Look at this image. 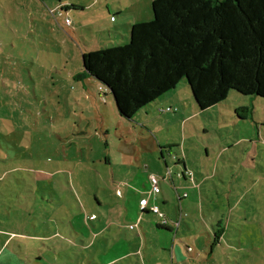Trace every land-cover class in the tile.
<instances>
[{"label":"rangeland","instance_id":"1","mask_svg":"<svg viewBox=\"0 0 264 264\" xmlns=\"http://www.w3.org/2000/svg\"><path fill=\"white\" fill-rule=\"evenodd\" d=\"M62 1L0 0V261L12 254L9 264H35L29 261L37 250L53 244L45 235L58 229L78 244L70 258L57 254L60 264H106L133 252L141 235L144 253L112 264H172L163 250L166 262L150 254L158 215L140 220L139 197L151 200V176L165 191L177 178L183 183L184 164L197 179L210 177L204 190L211 194L212 187L218 198L204 202L202 213L223 218L237 242L209 240L205 252L214 248L223 257L218 264H264V99L231 92L199 111L182 81L151 108L122 119L107 89L75 77L83 53L126 45L130 25L152 20V0ZM155 138L168 140L164 154L155 151ZM185 189L197 217L200 198ZM107 223L114 227L106 237L85 248L93 227Z\"/></svg>","mask_w":264,"mask_h":264},{"label":"trees","instance_id":"2","mask_svg":"<svg viewBox=\"0 0 264 264\" xmlns=\"http://www.w3.org/2000/svg\"><path fill=\"white\" fill-rule=\"evenodd\" d=\"M151 7L152 20L131 25L126 45L83 53V69L75 77L91 78L106 87L122 119L132 120L182 81L199 111L224 103L231 92L264 99V0H153ZM188 173L184 170L178 177L193 178ZM186 198L187 193H178L179 205ZM176 211L173 224L179 227L187 215L179 206ZM141 212L140 220L153 214L149 208H141ZM202 214L215 229L212 238L216 244L237 243L224 230L223 219L212 216L215 220L210 221V216ZM166 220L169 225L162 226L157 217V228L169 230L171 221ZM176 230L172 228V233ZM57 233L45 235L52 246L44 244L48 248L37 250L41 254L33 255L29 263L54 264L56 251L70 258L69 245L60 243L66 237ZM73 250L77 253L78 249ZM61 260L65 262L62 254ZM21 262L26 263L23 258Z\"/></svg>","mask_w":264,"mask_h":264},{"label":"crops","instance_id":"3","mask_svg":"<svg viewBox=\"0 0 264 264\" xmlns=\"http://www.w3.org/2000/svg\"><path fill=\"white\" fill-rule=\"evenodd\" d=\"M152 2H153V0L151 1V4H152ZM64 4H65V2H63L62 4L58 3V6L59 5L62 6ZM147 21H150V20H147ZM130 27H131V25H130ZM169 93L165 94L163 97H165ZM163 97H161L160 99H162ZM160 99H158L153 104H156L158 101H160ZM148 108H151V107H148ZM161 112H163L162 109H161ZM155 140H156L155 146H154L155 151L160 150L162 152V154H164L165 151L163 149H165L166 147H169L168 143H165V142H168V140H166L165 142L159 141L157 138H155ZM182 165H183L184 170L187 171V169H185V167H184V164H182ZM188 172L192 173V175H193L192 179H193L195 188L192 187V185H191L192 183L189 182L188 178H184V179L182 178L183 183H181L180 182L181 180L177 178L176 179V180H178L177 182H179L181 184H178L176 181H171V183L169 184L170 191L169 190L165 191L164 188H162V186L159 187L160 192L158 194H153L151 192V190H147L150 193V197H151V200L147 201L148 205L150 207L151 206H158L160 208V210L162 211V213L166 216V218L169 221H171L169 230H162V229L157 228V222L158 221L156 218V221H155L156 230H155V232H153V235H152L153 237L154 236L156 237V243L154 245V250L152 251V249H150V254L156 255L161 259V261L166 262V258H167L166 254H164L161 251V250H163L165 253H167L170 256L172 264H175V263L176 264H187L189 262L188 260L190 258H192V261H193V262H190L191 264H196L199 259H200V262L198 264H207V261H208V263H212V264L221 263L223 261V257L219 255V257L216 258L214 256V251H213L214 248L209 253L205 252V250L207 249V245H208L207 243H209V240H210V246L215 243L214 238H212L213 237V231L215 229H213L211 223L203 217L202 209H203L204 204L202 202H200L199 206H200L201 210L198 211L200 213H197V217H199V218H197L194 216V214L192 215V212L190 209L192 203H187V201L189 200V195H188V198L184 199L182 201L181 205H179V203H177L175 201L176 199L174 198V195L172 194V191L179 193V194H183L186 191L185 188H189V186H191V189L193 190L194 193H196L197 196H201V198H205L207 201L213 200L214 198H218L214 194L215 191L213 190L212 187H210V190L212 191L211 194L206 193L204 190V188H206V187H204V185L207 182H209V178H210L209 176H205V175L199 173L200 178L197 179V176H195V174L193 172H191V171H188ZM139 198H141V200L147 199L146 194H144V193H141ZM161 203L163 206L161 205ZM210 204L212 205V207H213V205H215V203H213V202ZM178 206L181 207L182 213L186 214L187 216L184 217V220L182 221L181 225L177 228V230L175 229L176 231L174 234V233H172V228H174V227H172L171 224L176 220V216H177L176 207H178ZM228 206H230V204ZM213 213L214 212H211L210 221L212 219L217 220V218H215V217H214L215 219L212 218ZM75 217L77 218L78 215H75ZM91 218H90V221H95V218L93 220H91ZM197 219H199V220H197ZM221 219H223V218H221ZM76 222L78 223V218L76 219ZM213 222H215V221H213ZM77 223L71 224V229H72L71 231H75V234H78L77 233L78 232L77 231V229H78ZM112 227H114V226H112L111 223H107L106 225L102 226V229H99V227H93L94 233L92 236V240L90 241V243H88L85 246V248H87V249L92 248L95 245V242L98 239L99 235L101 237H106L105 234L109 230H111ZM224 230H229V226L226 225V229L224 228ZM54 231H56V230L54 229ZM96 231H97V233H96ZM218 231H221V229ZM57 232H59L58 229H57ZM148 233L149 232L146 231V229L145 230L143 229V231H142L143 235L147 236ZM180 233H181V235L179 237ZM57 234H60V232ZM61 236H62V234H61ZM71 236H73V234ZM178 237H179V239H178ZM47 238H44V240L47 242H50V239L49 238L47 239ZM60 239H61L60 243L64 242V243L69 245L70 249L68 250V253H70L73 250V248L77 249V247H78L77 239H75V241H73L72 237L71 238L67 237L64 239L60 238ZM44 240H43V242H45ZM145 241L146 240H144V238H142V235H141L139 241H137V244H136V246H138V247L135 246V249L133 252L127 253L126 255H123L117 259H123L124 260L127 257H130L131 255H134L138 258L140 254L144 253V249H145L144 246L146 243ZM216 245H219V244H216ZM58 246H59V244L57 245V247ZM107 246H110V241H108ZM188 248H191V251L188 252ZM148 249L149 248H147V251H148ZM56 252H55L56 255L54 256L55 258L57 257ZM202 252L205 255V257L198 256V254L201 255ZM194 254H196L195 255L196 259L193 258ZM13 257H14V255H12V254L3 257L2 260L0 261V264L14 263L15 260L11 259ZM249 257H253V259H255V256H246V258H249ZM224 258L226 260H228V262H231V260L228 257H224ZM117 259L111 260V261L107 262L106 264H112ZM253 259H251V260H253ZM56 260L57 261H56V263L54 262V264H58V259L56 258ZM251 260H249V261L251 262ZM70 262H73L72 259H70ZM74 262L76 263V260H74ZM136 264H138V263H136ZM139 264H141V262Z\"/></svg>","mask_w":264,"mask_h":264},{"label":"built area","instance_id":"4","mask_svg":"<svg viewBox=\"0 0 264 264\" xmlns=\"http://www.w3.org/2000/svg\"><path fill=\"white\" fill-rule=\"evenodd\" d=\"M168 110H170V109H168ZM188 175H189V176H192V174H191L190 172L188 173ZM150 184H151V192H152L153 194H158V193L160 192L159 185H158L159 182H158V179H157L155 176H151V177H150ZM140 204H141V208H142V209L149 208L150 211H152L154 214H157L158 217L161 219L160 224H161L162 226H167V225H169V223H168V221L166 220V218H165V217L163 216V214L160 212L158 206H151V207H150V206L148 205L147 200H142V201L140 202ZM93 219H94V217L91 218V220H93ZM173 226H174V229H177V228H178V224H177V223H174ZM188 251H191V248H188Z\"/></svg>","mask_w":264,"mask_h":264},{"label":"water","instance_id":"5","mask_svg":"<svg viewBox=\"0 0 264 264\" xmlns=\"http://www.w3.org/2000/svg\"><path fill=\"white\" fill-rule=\"evenodd\" d=\"M105 89H107L106 87H104Z\"/></svg>","mask_w":264,"mask_h":264}]
</instances>
